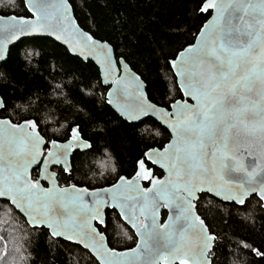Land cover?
<instances>
[{"label":"snow or ice","instance_id":"snow-or-ice-1","mask_svg":"<svg viewBox=\"0 0 264 264\" xmlns=\"http://www.w3.org/2000/svg\"><path fill=\"white\" fill-rule=\"evenodd\" d=\"M0 7L7 10L17 5L15 0H5ZM26 7L35 20L11 15L5 21L0 15L4 21L0 34L45 31L57 40L71 36L64 42L72 43L73 51L79 48L81 53L95 54L105 81L117 85L115 92L108 94V104H113L114 98L119 100L117 106L129 120L149 110L158 112L175 138L163 153H145L148 160L168 172L165 179L153 180L145 161L139 160L134 180L121 176L113 188L93 193L75 185L62 189L54 183L47 165L63 162L64 170L70 171L67 154L72 145L62 147L53 141L41 176L53 180V186L44 189L29 175L44 143L36 121L14 124L0 120V198L29 217L33 227L46 225L53 237L82 245L100 264H174L177 259L180 264H209L206 253L215 237L195 212L197 193L211 192L241 206L254 193L264 202V160L248 166L249 171L244 157L238 155L241 134L264 144V0H206L201 6V11L214 9L216 15L200 33L198 43L172 61L184 96L195 104L175 101L172 112L148 104L139 77L130 70L120 80L115 79L111 49L74 23L67 0H28ZM257 85V98H253ZM72 139L79 143L78 129L72 130ZM142 180L151 181L152 187L142 188ZM85 196H91L92 202ZM109 205L136 229L140 245L131 253L109 248L105 235L93 226V221L105 225L102 209ZM162 206L177 210L165 224L158 217ZM189 244L193 245L191 251Z\"/></svg>","mask_w":264,"mask_h":264},{"label":"trees","instance_id":"trees-1","mask_svg":"<svg viewBox=\"0 0 264 264\" xmlns=\"http://www.w3.org/2000/svg\"><path fill=\"white\" fill-rule=\"evenodd\" d=\"M205 1L69 0L79 25L109 43L116 59H123L146 83L150 101L167 108L182 98L170 61L194 43L211 16L210 11L201 12ZM4 3L0 0V5ZM15 3V8L0 7V15L30 16L24 0ZM107 91L92 61H82L48 38L20 41L0 65L5 105L1 118L36 121L48 143L68 140L74 127L91 143L89 150L73 155L70 173L58 171L61 186H111L121 176L131 177L149 149L162 148L170 140L168 130L152 118L129 123L119 117L107 104ZM154 174L163 175L156 167ZM32 177H39L38 168ZM196 209L216 236L212 264H264V255L257 254L264 253V206L256 195L239 206L202 194ZM166 215L163 211V219ZM99 229L112 249L122 251L136 244L133 230L116 210L107 211L106 227ZM0 264L99 262L81 246L30 227L10 202L0 200Z\"/></svg>","mask_w":264,"mask_h":264},{"label":"water","instance_id":"water-1","mask_svg":"<svg viewBox=\"0 0 264 264\" xmlns=\"http://www.w3.org/2000/svg\"><path fill=\"white\" fill-rule=\"evenodd\" d=\"M67 2L70 4L69 0H67ZM24 3H25V6H26V5L28 4V0H24ZM205 3H206V1H205L203 4H205ZM70 5H71V4H70ZM26 8H27V7H26ZM27 10H28V8H27ZM28 11H29V10H28ZM209 11L211 12V16L209 17V19H208V20L204 23V25L202 26V28H201V30L199 31L197 37L195 38L194 43H193L192 45L188 46V47L195 46V45L198 43L199 38H200V33H201L202 31L205 30V26H206V25H207V24L213 19V17L216 15V12H215L214 9H210ZM201 12H203V11H201ZM29 13H30V16H29V17H26V18L29 19V20H33V21H34V20H35V17L33 16L32 12L29 11ZM70 14H71L72 17L74 18V23L77 24V25L79 26V28H80L83 32L90 34L89 32L85 31V30L79 25V23L77 22V20H76V18H75V15H74V12H73V8H72V6H71V9H70ZM11 15H14V14H11ZM11 15H7V16H4V15H3V16L5 17V21H6V20L8 19V17L11 16ZM16 16H17V15H16ZM18 17H21V16H18ZM3 23H4V21H0V26H2ZM90 35H91V34H90ZM33 38H48V39H51V40L55 41L56 43H58V44L62 45L63 47H65V48L69 51V53H70L71 55L80 58L82 61H84V62L92 61V62L96 65V67L99 69L102 84L104 85V87L108 88V91H107V93H106V99H107V104H108V99H109L108 94H109L110 92H115L117 85H116L115 83H112V82H109V81H105L104 73H103V70H102V68H101V64L98 62V60H97L95 54L88 53L87 51L81 53L80 50H79V48H76V50L73 51V44H72V43H65V42H64L65 40H70V39H72V37L69 36V35H67V34L64 35V36H62V38H61L60 40H57L55 36H53V35H49V34H47V32H45V31H41V32H33V33H30V34H26V35H25V34H16V35H13V34L10 33V32H9V33H2V34H0V40H3V45L0 46V65H1V63L5 62V61L7 60V57H8L9 51H10V49H11L14 45H16L17 43H19V42L22 41V40H25V39H33ZM95 39H96V38H95ZM96 40H98V39H96ZM98 41H99L101 44H104V45H106L107 47H109V48L111 49L112 57H113V60H114V62H115V63H114V66H115V68L117 69V71L114 72L115 79L120 80L121 78H123V77L125 76L126 72H128V71L130 70L131 74H134L135 76L139 77V80H140V82H141V89H142L143 94H144V99H145V101H146L148 104H151V105L155 106L156 109H165V110H167L168 112H172V111H173L171 105H172L175 101L172 102V103L170 104V107H169V108H167V107H163V106H159L158 104H156V103L150 101V99L148 98V95H147V85H146V83L143 81V79H142V78H141L136 72H134V71L131 69V67H130V66H129V65H128L123 59H119V60L116 59V56H115V54H114V50H113L112 46H111L109 43H107V42H102V41H100V40H98ZM188 47H186V48H188ZM186 48H185V49H186ZM182 51H183V50H182ZM180 52H181V51H180ZM177 57H178V54H177V56H176L175 59H177ZM173 60H174V59H173ZM173 60L170 61V67H171L173 73H174L175 76H176L175 69L172 67V61H173ZM176 79H177L178 87H179V89H180L181 92H182V98H179V99H177L176 101H186V102L189 103V104H195V101L192 100L190 97H185V96H184V92H183V90H182L181 87H180V78H179L178 76H176ZM258 90H259V86L257 85V89L254 90L253 93L251 94V95L253 96V98H257V92H258ZM132 91H133V94H135V87H133V90H132ZM0 101H2V103H3V105H4V101H3V99L1 98V96H0ZM118 104H119V100H115V98H114V103H113V104H108V105H109V106L113 109V111H115V113H116L119 117H121L123 120H125V121H127V122H129V123H141V122H143L144 120H146L147 118H152V119L156 120L157 122H159V123L165 128V129L168 130V132L170 133V136H171V137H170V140L164 145V147H162V148H158V147H156V148H151V149H149V150L146 152V153H148V152H150V151H152V150H158L159 152L163 153L165 147H166L168 144H170V143L173 141V139L175 138V137H174V134H173V132H172V130H171V128L168 126L167 123H165L164 118L161 117V116L158 114V112H157V113H153L151 110H149V112H148L147 114H144V115H141V116H139V117H137V118H135V119L129 120V119H127L126 116H124V115L121 113L119 107L117 106ZM4 107H5V105H4L3 107H0V112L4 109ZM4 119L10 120V119H8V118H1V117H0V120H4ZM250 119H254V117H251V116H250ZM10 121H11V120H10ZM11 122H12V121H11ZM24 122H25V121H23V122H21V123H14V122H12V123H14V124H23ZM73 129H78V128L74 127ZM73 129H72V130H73ZM37 131H39V127H38V125H37ZM39 133H40V132H39ZM40 136L42 137V139H43V141H44V143L41 145V152H42V155L38 158V162H37V163H34V164L31 165V167H30V169H29V175L31 176V178H32V180H33L34 183H35V182H38V183H39L44 189H49V188H51V187L53 186V180L41 179V176H42V174H43L44 171H45V163H44V161L48 159V153H49L50 151L53 150V145H52V142H53V141H51L50 143H48V142L46 141V139L41 135V133H40ZM240 140H241L242 144H241V147H240V151L238 152V155H241V156L244 157V164H245V166L248 167V166H250V165H260V164L262 163V160H264V157H262V153H264V144H261L260 141L255 140V139H253L252 137H249V136H246V135H243V134H241ZM56 143H57L58 145L62 146V147H63V146H66V145H69V144L72 145L71 149H69L68 154H67V160H68V165H67V167L70 169V171H71V169H72V165H71V164H72V161H71V159H72L73 155H74L75 153H77V152H84V151H87V150H89V149L91 148V143L88 142L87 140L83 139L82 136H81V134H80V132H79V143H78V144H77V142L73 141V139H72V131H71V133H70V137H69L68 140L63 141V142L56 141ZM248 152H251L253 155H248ZM253 157H255V159H254ZM154 158H155V157H154ZM141 160H144V161H145V165H146V167H147V168L151 171V173H152V179H153V180H155V179L163 180V179H165V177H167L168 172H167L164 168L160 167V165H159L158 163H157V164H153L150 160H148V158H147L146 155H144V157H143ZM148 164L152 165V167L149 168V167H148ZM154 167H156V168H158V169H160V170L162 171L163 175H162L161 177L156 176V175L154 174ZM37 168L39 169V177H38L37 179H33V177H32V173H33V171H34L35 169H37ZM57 168H61L62 170H64V169H65V165H64V163L61 162V163H57V164H49V165H47V172H48L49 174H51L52 177H54V183H55L59 188H62V189H63V188H71V186H73V185L61 186V185L59 184V182H58V173L55 171V169H57ZM138 170H139V169H138V163H137V169H136L135 173H134L131 177H129V178L126 177V176H123V177H125L127 180H130V181H131V180H134V178H135L136 173H137ZM248 170L251 171V170H252L251 167H248ZM64 171H65V170H64ZM70 171H65V172H66V173H70ZM235 175H239V174H235ZM257 179H260V176H259V175L257 176ZM118 183H120V179H118L117 182L114 183V184L111 185V186L104 187V188H97V189H88V188H86V187H79V186H77V185H75V186H76L77 188H86V189L88 190L89 193H93V192H98V191H100L101 189H111V188H113L114 185H116V184H118ZM145 184H148V185L145 186ZM140 185H141L142 188H151V187H152V183H151V181H143V180H142V181H140ZM100 194H101L102 196H104L105 199H108V198H109V197H108L107 195H105V193H103V192H101ZM202 194H208V195H210V196H212V197H214V198H216V199H218V200H220V201H222V202H224V203H234V204H236V205H239V204L235 203L234 201H231V200H224V199L222 198V196H216L214 193L207 192V191H201V192L197 193V199H195V200L193 201V203L195 204V206H196L197 201L199 200V196L202 195ZM185 195H186V194H185ZM254 195L257 196V194H254V193H253V194H250V195L245 199V203L247 202L248 199H250V198H251L252 196H254ZM257 197H258V196H257ZM0 200H4V199H3V198H0ZM85 200H86L88 203H91V202H92V198H91V196H85ZM244 205H245V204H244ZM239 206H241V205H239ZM263 206H264V202H263ZM13 207H14V206H13ZM14 208H15V207H14ZM15 209H16V210H17V211H18V212H19V213H20V214L26 219V221H27V223L30 225V227H32V228H44V229L48 230L49 233L51 234V230H50L49 228H47L46 225H43V226H40V227H33V226L28 222L29 217H27V216H26L24 213H22L19 209H17V208H15ZM108 210H116V211L118 212V214H119V210H118V209H114V208H112L110 205H109V206H105V207L102 209V211H103V216H104V220H105V225H100L98 221H93V226H94V227H97L98 230H100V229H99V226H101V227H106V224H107V211H108ZM163 211H166V212H167V215H166V218H165V219H163V217H162V213H163ZM176 211H177V210H175V209L170 210V209L167 208V207H163V206L160 207L159 210H158L159 222H160L161 224L168 223V219H169V217H170V216L174 217V216L176 215ZM195 212H196V214L201 218V216H200V215L198 214V212H197L196 207H195ZM119 215H120V214H119ZM120 217H121V216H120ZM121 219H122V221H124V223H126V224H127L132 230H133V232H134V234H135V236H136V238H137V242H136V244H135L132 248H130V249H125V250H122V251H119V250H116V249H114V250L117 251V252H120V253H131L134 249H137V247L140 245V238H139V236L136 235V229L133 228L130 224H128L127 221H126L123 217H121ZM201 219H202V218H201ZM141 220H142L143 222H145V223H148V222H149V221L145 220L143 217H141ZM204 222H205V221H204ZM205 226H206V228H207L208 233H209L211 236H214V237H215V239L211 242V245H210V248H209L208 252L206 253V259L209 261V264H212L211 253H212L213 248H214V246H215L216 236L210 233L209 228H208V226L206 225V223H205ZM102 234L105 235L104 233H102ZM51 236H52V235H51ZM52 237H53V236H52ZM105 237H106V235H105ZM54 238H55V239H59V238H60V239H63V240H65V241H67V240L64 239L63 237H54ZM106 238H107V237H106ZM68 242H70V241H68ZM70 243H71V242H70ZM79 246H81V247L83 248L82 245H79ZM107 246H108L109 248H111V247L109 246V244H108V239H107ZM192 248H193V245L189 244V251H191ZM84 249H85V248H84ZM85 250L88 251V252H89V253H90V254H91V255H92V256H93L98 262H99V264H100L99 259H98L94 254H92L88 249H85ZM161 264H163V262H161ZM174 264H180L179 259H177V260L174 262ZM190 264H191V262H190Z\"/></svg>","mask_w":264,"mask_h":264},{"label":"rangeland","instance_id":"rangeland-1","mask_svg":"<svg viewBox=\"0 0 264 264\" xmlns=\"http://www.w3.org/2000/svg\"><path fill=\"white\" fill-rule=\"evenodd\" d=\"M104 161V160H103ZM102 167H104L103 165H102ZM60 169L59 168H57V169H55V171L58 173V171H59ZM70 185H74V184H70ZM18 232L20 233L21 231L20 230H18ZM102 232V231H101ZM16 233V232H15ZM103 233V232H102ZM11 234L14 236L15 234L14 233H12L11 232ZM137 242V241H136ZM109 244V243H108Z\"/></svg>","mask_w":264,"mask_h":264},{"label":"flooded vegetation","instance_id":"flooded-vegetation-1","mask_svg":"<svg viewBox=\"0 0 264 264\" xmlns=\"http://www.w3.org/2000/svg\"><path fill=\"white\" fill-rule=\"evenodd\" d=\"M59 169H61V168H59Z\"/></svg>","mask_w":264,"mask_h":264}]
</instances>
